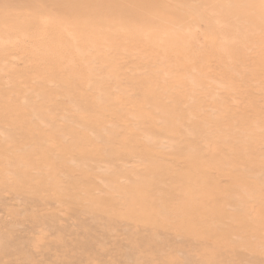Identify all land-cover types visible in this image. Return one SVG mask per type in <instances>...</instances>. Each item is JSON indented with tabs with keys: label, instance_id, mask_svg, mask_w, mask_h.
Returning <instances> with one entry per match:
<instances>
[{
	"label": "rangeland",
	"instance_id": "374dc122",
	"mask_svg": "<svg viewBox=\"0 0 264 264\" xmlns=\"http://www.w3.org/2000/svg\"><path fill=\"white\" fill-rule=\"evenodd\" d=\"M22 1L0 0V264H264V0H35L10 33Z\"/></svg>",
	"mask_w": 264,
	"mask_h": 264
},
{
	"label": "bare ground",
	"instance_id": "6f19581e",
	"mask_svg": "<svg viewBox=\"0 0 264 264\" xmlns=\"http://www.w3.org/2000/svg\"><path fill=\"white\" fill-rule=\"evenodd\" d=\"M51 1V0H50ZM70 1H72V2H74V1H76L77 2V0H68L67 2H65V3H63V7H65V9H61V11H63V12H68V7H69V5L71 4V2ZM82 1V0H81ZM80 1V2H81ZM89 1V0H88ZM91 1H93V0H91ZM91 1H89L90 3H91ZM105 0H103L102 2H99V0L97 1L99 4H101V3H105L104 2ZM110 1V0H109ZM112 1V0H111ZM154 1H159L160 3H157V4H155L156 2H154ZM164 1V0H163ZM168 1V0H167ZM174 2H176L175 0H173ZM178 1V0H177ZM79 2V3H80ZM86 2V1H85ZM85 2H83V4L85 3ZM88 2V3H89ZM106 2L108 3V1L106 0ZM78 3V4H79ZM93 3V2H92ZM116 3H119V5H120V7L124 10V15H126L130 20H136L137 18H138V16L139 15H144V16H151L153 13V9H151V10H149L148 8H146V7H148V5L147 4H155V5H159L160 6V4H162V2H161V0H118V2H116ZM176 3H178V2H176ZM22 4H26L27 6H29L30 7V9H28L27 10V12L26 13H24L23 15H17V16H15V21L14 22H16V24L14 25V27L13 28H11L12 30H9V32L10 33H14L13 31L15 30V29H17V28H20L24 23H25V20L26 19H28V21L30 20V18L31 17H35V15H37L40 11L38 10V8H40V7H38V4L35 2V0H23L22 1ZM81 4V3H80ZM114 4V3H113ZM16 5H17V3H16ZM21 5V4H20ZM73 5V4H72ZM147 5V6H146ZM169 5H170V3H169ZM146 6V7H145ZM177 6V5H176ZM179 6V5H178ZM74 7V6H73ZM119 7V8H120ZM140 7H142V9L140 8ZM143 7H145V8H143ZM117 8V7H116ZM150 8V7H149ZM120 10V9H119ZM118 11V10H117ZM123 12V11H122ZM113 14V13H112ZM116 14H117V12L115 13V14H113V15H115L116 16ZM123 15V14H122ZM8 16V15H7ZM156 16V15H155ZM167 16H168V14H160L159 13V19H160V24H164V32L166 33V35L165 36H170L169 35V33H170V30H171V23H173V20H171V19H168L167 18ZM141 17V16H140ZM151 18V17H150ZM32 19V18H31ZM141 19V18H140ZM152 19V18H151ZM158 19V18H157ZM114 20V19H113ZM137 20H139V19H137ZM27 22V21H26ZM30 22H32V20L30 21ZM159 24H157V26H158ZM52 28H54V27H51L50 29H52ZM63 28V27H62ZM151 28V27H150ZM154 27H152V29H153ZM48 29V28H47ZM65 29V28H64ZM63 29V30H64ZM52 31V30H51ZM53 31H55V29H53ZM145 31H147V30H145ZM27 32V31H26ZM112 31H110V33H111ZM149 32V31H148ZM18 33V32H17ZM30 34V33H29ZM107 34H109V33H107ZM105 35V36H108V35ZM43 35H45V32L43 33ZM50 35V34H49ZM137 35V34H136ZM153 35V34H152ZM40 37L41 35L39 34H37V33H33V34H31V37H33L34 39L35 38H37V37ZM157 36V35H156ZM22 37H25V36H22ZM44 37V36H43ZM140 37V36H139ZM158 37V36H157ZM30 38V37H29ZM75 38V37H74ZM17 39V38H16ZM19 39V38H18ZM24 39V38H23ZM66 39V38H65ZM97 39H99V37H97ZM141 39V38H140ZM152 39V38H151ZM160 39H161V37H160ZM160 39H155L154 40V42L153 43H151L152 45H153V47H152V49H154V47L156 48V47H162V46H165V52H163V53H165V58H166V53L167 52H169V49L171 50V48H173V50H176L177 48H179V42H177V41H174V42H172V41H169V40H166L165 41V44H163V43H158L159 41H161ZM164 39V38H163ZM29 40H32V39H29ZM39 40V39H38ZM67 40V39H66ZM95 41L96 39H93L92 38V40L91 41ZM100 40V39H99ZM137 40V39H136ZM33 41V40H32ZM93 41V42H94ZM138 41V40H137ZM17 42H20V40L19 41H17ZM96 42V41H95ZM147 42V41H146ZM38 43V42H37ZM55 43V42H54ZM60 43V45H64V43L63 42H59ZM140 43V42H139ZM142 44V43H141ZM147 45V44H146ZM148 45H149V43H148ZM4 46V45H3ZM157 50V49H156ZM180 50V49H179ZM160 51V50H159ZM177 51V50H176ZM52 52V51H51ZM56 52V51H55ZM67 53V52H66ZM71 53V52H70ZM161 53H162V51H161ZM172 53H174V52H172ZM49 55L51 54V53H48ZM59 54V55H58ZM58 54H56L57 56H55V54L51 57V60L52 61H62L63 63L64 62H66V63H68L69 64V66L70 65H73L74 63H75V61L73 60L74 59V54H73V56L71 55H69V54H63V53H58ZM170 54H171V52H170ZM179 54H181V52L179 53ZM78 55H80V54H78ZM161 55V54H160ZM164 56H162L161 55V57L162 58H164ZM54 57H56V58H54ZM167 57H168V55H167ZM49 57H47L46 59H48ZM178 58V57H177ZM78 59V58H77ZM42 60H44V59H42ZM45 61V60H44ZM47 61V60H46ZM48 61H50L49 59H48ZM176 112H177V110H176ZM171 121V120H170ZM171 123H173V122H171ZM148 195V194H147Z\"/></svg>",
	"mask_w": 264,
	"mask_h": 264
}]
</instances>
